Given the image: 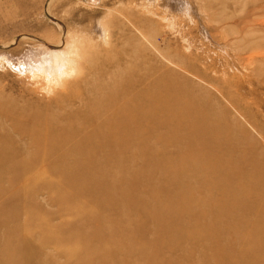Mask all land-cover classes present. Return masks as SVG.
I'll use <instances>...</instances> for the list:
<instances>
[{
	"label": "rangeland",
	"instance_id": "374dc122",
	"mask_svg": "<svg viewBox=\"0 0 264 264\" xmlns=\"http://www.w3.org/2000/svg\"><path fill=\"white\" fill-rule=\"evenodd\" d=\"M59 67L61 72L56 71ZM103 104L109 107L103 120L114 118L124 133L135 136L136 146L149 143L153 148L148 156L139 149L134 169L115 167L112 174H146L144 156L165 157L166 163L180 167L183 157L173 142L186 128L180 118L195 120L209 114L220 116L235 137L247 141L263 169L257 177L264 176V0H0V110L32 113L46 106L50 109L42 112L50 117L79 124L95 118ZM10 123L0 125L1 134ZM102 123L99 117L86 125V132ZM184 160L189 170L180 178L185 181L195 179L196 173L218 174L202 156L187 154ZM162 176L150 169L152 183L145 182L140 189L127 186V192L136 189L144 198L135 203L137 208H143L154 186L170 191L160 205L170 207L176 190ZM215 177L209 185L230 187ZM193 181L177 191L191 196L192 208H202L209 202L205 185ZM68 184L63 179L57 186ZM38 186L23 189L25 210L38 220L9 216L11 209H4L0 222L15 218L7 228L15 229L18 242H31L25 252L31 264L83 261L84 256L65 255V241V254L58 249L62 242L58 232H48L50 238L38 248L37 241L44 236L31 231L32 225L43 230L72 224L73 229L79 219L59 211L54 185ZM244 190L249 198L242 207L251 205L250 196L260 199L250 213L227 219L214 216L215 211L204 212L197 230L176 229L163 239L156 238L159 232L154 228L147 230L148 244L158 256L156 264H194L201 252L209 256L200 264H251L255 247L260 248L258 262L264 264V190ZM86 218L90 228L99 227L95 216ZM188 235L195 240L185 246L183 238ZM134 244L143 250L144 264H155L139 237Z\"/></svg>",
	"mask_w": 264,
	"mask_h": 264
},
{
	"label": "bare ground",
	"instance_id": "6f19581e",
	"mask_svg": "<svg viewBox=\"0 0 264 264\" xmlns=\"http://www.w3.org/2000/svg\"><path fill=\"white\" fill-rule=\"evenodd\" d=\"M56 71L61 72L60 67ZM103 105L95 118L84 119V122L79 124L50 117L42 112L43 109H50L46 106L37 107L32 113L21 109L0 110V125L11 122L7 130L2 132L3 134L0 133V214L4 209H11L9 216H26V219L38 220V217L31 216L25 210L27 195L23 189L26 186L28 191L34 190L43 184L54 185L52 191L58 197L56 202L60 205V212H71L79 218L73 229L72 224L43 230L32 225L31 231L38 236H44V239L37 241L38 248L50 238L48 232H58L62 242H59L57 247L61 252L65 254L66 250L63 248L66 245L68 250L65 255L69 258L84 256V260L76 264H144L143 250H138L134 242L139 237L145 248H150L148 243L151 241H148V235L145 234L147 230H157V239L172 237L176 229L197 230L198 219L204 212L209 215L215 211L214 216H227L229 219L228 216L252 212L260 201L255 194L250 196L251 205L242 207L243 200L249 198L244 189L250 188L253 193L256 190H259V193L264 190V176L257 177V173L263 169L258 158L248 147L247 141L235 137L231 127L223 122L220 116L210 117L209 114H204L202 118L195 120L180 118L181 124L186 128L173 142L177 153L183 157V164L174 167L165 162V157L148 158L152 146L149 143L136 146L135 136L124 133L114 118L103 120V115L109 109ZM70 115L72 118V114ZM99 117L103 123L94 131L86 132V125L94 124ZM140 148L147 155L143 160V165L148 167L146 174L124 172L122 175L120 171L118 174L111 173L112 168L122 169L134 165ZM29 149L34 152H29ZM187 154L204 157L207 166L218 173L212 175L216 176L214 180L221 184L230 183V187L209 185L212 176L203 175V172L200 176L196 173L195 179L192 177L185 181L180 178L189 170L184 160ZM219 158L223 164H220ZM150 169L159 171L171 190H176L172 191L174 195L170 207H160L162 201L170 195V191L164 192L154 186L150 197L145 198L142 209L137 208L138 204H135L142 201L140 192L136 189L127 192L129 184H135L140 189V186L147 182L152 183L149 177ZM223 171H228V174L220 175L219 172ZM63 179L68 180L69 184L57 186L63 183ZM193 180L198 181L199 186L205 185L204 193L209 202L202 208H192L189 205L191 196L177 191L189 188L191 181L195 182ZM210 188L214 190L210 191ZM154 193L160 198L152 197ZM65 197L69 199L66 200ZM127 202H130V205H127ZM231 206H234L235 210ZM89 215L95 216V221L99 224L97 229L86 225L90 220L86 218ZM13 220L15 218L5 220L3 224L0 222L4 228L0 227V262L31 264V259L25 254L31 242H18L19 240L13 237L15 229L10 231L7 228ZM208 232L209 228L205 233ZM65 233L70 234L64 236ZM194 240L193 235H188L183 238L182 243L187 246ZM254 244L255 242L252 243ZM259 249L255 247L250 252L251 264H260L256 257ZM148 251L154 263H159L157 253L151 248ZM208 256L201 252L193 262L200 264ZM161 264L172 263L161 261Z\"/></svg>",
	"mask_w": 264,
	"mask_h": 264
}]
</instances>
